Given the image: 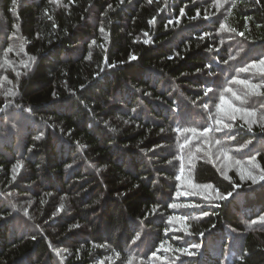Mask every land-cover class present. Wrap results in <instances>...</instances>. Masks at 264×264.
I'll use <instances>...</instances> for the list:
<instances>
[{"label": "trees", "instance_id": "obj_1", "mask_svg": "<svg viewBox=\"0 0 264 264\" xmlns=\"http://www.w3.org/2000/svg\"><path fill=\"white\" fill-rule=\"evenodd\" d=\"M67 3L16 0L13 7V0H0V90L14 91L7 97L15 101L0 111V188L11 179L12 165L22 163L16 184L8 185L22 206L9 214L12 198L0 194V264H264V227L246 229L242 221L264 213V182L233 189L203 158L194 166L195 180L232 196L184 229L173 231L168 222L179 155L191 156L201 142L175 129L213 128L211 104L233 79L248 77L240 69L264 56V7H245L256 0H229L219 9L214 0H74L68 9L61 6ZM197 10L200 18L191 19ZM221 24L235 31H220ZM16 33L22 48L6 53ZM241 48L240 57L229 59ZM89 51L92 61H85ZM37 54L29 71L21 62ZM208 87L215 96L205 94ZM254 131L260 146L249 133L218 137L256 141L242 153L260 148L264 167V133L260 126ZM41 132L44 139L36 141ZM77 140L88 147L78 150ZM229 176L240 184L236 170ZM227 228L244 233L230 259L226 246L210 251L212 241L227 238ZM137 233L141 240L133 245ZM200 243L206 250L199 252Z\"/></svg>", "mask_w": 264, "mask_h": 264}, {"label": "rangeland", "instance_id": "obj_2", "mask_svg": "<svg viewBox=\"0 0 264 264\" xmlns=\"http://www.w3.org/2000/svg\"><path fill=\"white\" fill-rule=\"evenodd\" d=\"M229 1V0H228ZM227 3H225L226 5ZM226 29H229L226 27ZM227 31V30H226ZM11 46L12 51H18L22 48L21 44V38L19 37V34H13L11 36V42L7 46V48ZM6 52V51H5ZM8 53V52H6ZM264 58V56L262 57ZM261 58V59H262ZM260 59V60H261ZM29 60V57L26 56V61ZM259 60V61H260ZM255 64V66H249L252 62H250L247 67H249V70L246 71L249 75L248 77H238L233 79L226 87L225 89L231 88V92H226L225 90L220 93L221 95L225 96V99L227 100V103L224 106V112L221 113V118L223 123H231L234 124L235 127L232 130L228 129H222L221 131H213V132H207L204 135H201V132H198V128H196L195 125H190L188 128H195L197 131L195 133L193 132H187L194 134V138H198L201 140L199 147L194 151V153L189 155H179V163H178V171H177V178H176V192H175V201L174 203L177 205L175 209L171 212L172 216H174V219L171 223V230L177 231L180 229H184L186 227V222H192L193 219H197L199 217L207 218L211 210L210 208H216L218 206V203L220 200L225 199V196H219L217 193V189L211 188L209 189L206 187L207 185L212 184H201L198 183L195 180L194 177V166L197 164V162L201 159H205L208 162L214 163L217 168L222 170L228 171V176L230 175L231 170H236L238 165L236 167L228 168L227 166L229 164H235V160H245L255 153L259 152L261 149L256 148L253 152H245L243 151L237 152L232 151L228 155H225V151L227 149H235L236 146H238L241 139V135L239 136L238 140L233 143L232 140L223 141L219 139V134L223 131H225L226 135L229 132L234 133H244L245 137L249 133L252 138L258 141L257 145L260 146V140H261V134L255 133L254 127L260 126L264 123V113H258L256 117V123L253 124V132L247 131L244 126V121L241 119H237L236 121H231L228 116L226 115L227 112H230L231 110H235V108H250L255 107L257 109L260 108V105L264 103V96L262 95H253V90L248 87V85H262L264 84V65L259 64L258 62ZM31 64V61H29ZM258 76H263V79H259ZM235 81V82H234ZM257 92L264 93V87H259L256 89ZM12 96L14 97V91H1L0 90V96ZM16 95V94H15ZM220 96L219 101H216L215 103H212L211 106L213 108L212 112L214 116L217 113L216 105L220 103ZM11 109V108H10ZM15 116V115H10ZM213 124V128L217 127V125ZM33 127L38 128L39 126L33 125ZM24 131L21 132V134H16V143L19 142L21 139V135ZM210 134V135H208ZM244 137V138H245ZM221 141L220 144H217L216 141ZM7 141L13 142V137H8ZM256 142V141H253ZM264 143V140L261 141ZM253 145V144H251ZM229 156L233 157L234 159H230ZM205 210L202 214L198 215L197 211L199 210ZM213 209V210H214ZM213 212V211H212ZM207 213V215H205ZM242 221L244 222L245 228H247V220L245 218H242ZM254 227H264V225L256 224L253 225ZM231 229L228 231V235L226 239H216L211 242L210 251L213 253H217L218 250H221L223 246L225 247L226 257L227 259L232 258L236 254L235 247L240 244L242 241L243 231L236 230L234 228H227ZM187 236V234H184ZM199 252H202L206 250L207 245L204 243L199 244ZM158 261V260H157ZM202 263L204 260L201 261ZM206 264V263H205Z\"/></svg>", "mask_w": 264, "mask_h": 264}, {"label": "clouds", "instance_id": "obj_3", "mask_svg": "<svg viewBox=\"0 0 264 264\" xmlns=\"http://www.w3.org/2000/svg\"><path fill=\"white\" fill-rule=\"evenodd\" d=\"M73 2H74V0H68L67 4H64V5H61V6L64 7L65 9H68ZM120 2L123 3V0H120ZM147 2L151 3L152 0H147ZM257 2H258V0H256V3ZM15 6H16V0H13V7H15ZM255 6H256V4H245V7H255ZM108 8L112 9V5H109ZM106 14L107 13H105V15ZM49 19H51V17H49ZM150 23H154V21H150ZM165 27H167V25H165ZM223 28H224V24H221L219 30L221 31ZM101 31L103 32L104 29L101 28ZM233 31H235V29H233ZM65 35H67V30H65ZM241 35H242V33H241ZM210 50L211 49H209V51ZM5 51L6 52L12 51L11 46L6 48ZM243 52H244V48H241L238 51H236L234 55L230 56L229 59H231V60L237 59L238 57H240L243 54ZM89 53H90V55L88 54L84 58L85 61H92L91 51H89ZM32 57H33V59L31 61L30 66H26V67H28L29 71H32V70L35 69V67L37 65V62L39 60V55L38 54L34 55ZM6 63H10V62H6ZM225 63H227V61H225ZM256 63L257 62H252L249 66L250 67L251 66H255ZM258 63L264 65V58H262ZM244 70H245V68L240 69V71H244ZM27 74L28 73H25V75H27ZM17 84H19V86H20V80L19 79H17ZM14 87H15V85H14ZM81 87H83V85ZM69 91H71V89H69ZM137 91H139V89H137ZM56 95H57V93H53V96H56ZM14 103H15V101L13 99H9V97L5 96V98H4V106L0 107V111H3L6 107L11 106ZM15 106L16 107H20L19 104H16ZM26 111L30 112L31 108L30 107L26 108ZM262 111H264V109H262ZM125 123H128V121H125ZM104 124L107 125V128H108L109 132H111V133L117 132V129L115 127H112L111 125H109L107 121H104ZM230 125H231V123H229V125H226L225 127H229ZM12 126H13V128L17 127V125L15 123H13ZM209 130H210V127L206 128L204 131H205V133H207ZM217 131H219V129ZM260 132L264 133V127H260ZM34 139L36 141L43 140L44 139V133L43 132L39 133L38 135H36L34 137ZM235 139H236L235 136L229 137V140H235ZM75 143L77 144L78 150H83V149L88 147V145L86 143H82L80 140L75 141ZM216 143L220 144L221 141L217 140ZM252 143H253V140L252 139H248L244 143H241L238 146H236L235 149L224 150L225 151V155H228L233 150L237 151V152L243 151L244 149L248 148ZM29 151H31V148H29ZM141 152H143V149H141ZM145 155H146V153H145ZM258 156H260L259 152L255 153L254 155H252L251 157H249V158H247L245 160H239V159L235 160V164L238 165L237 174L239 176L240 184H236L234 179H233V177H231V176H223L225 180H228V181H230L233 184V189L241 187L242 185H244L246 183L249 184V186H252V185H257V184H260V183L264 182V167H261L260 163L256 162ZM229 158L230 159H234L231 156H229ZM241 164H249V165L252 166L251 172H249L246 177H245L244 174H242V172L240 170ZM18 167H20L18 165V163H15V164L12 165L11 179L9 180L7 185H5L3 188H0V194H3L5 197H11L12 198V199H10L8 201L9 206H10V213L9 214H11V212L19 210V208L22 206L21 204L17 203V200H19L20 194L17 193L14 189L13 190H9L8 189V185L9 184H16V182H17V168ZM97 171H100V169H97ZM5 189H7V191H5ZM217 191H219V190L217 189ZM231 196H232V193L229 192V193L226 194V196L224 198L227 199L228 197H231ZM25 203L27 205L31 206L33 203H35V201L27 200V201H25ZM40 203L43 204L44 200L41 199ZM96 203L99 205L101 203V201L97 200ZM58 211H60V209H58ZM205 215H207V213H205ZM246 224H247V228H249V229H251L253 227V225H256V224L264 225V213H262L259 217H255L252 220L247 221ZM101 264H102V262H101Z\"/></svg>", "mask_w": 264, "mask_h": 264}, {"label": "snow or ice", "instance_id": "obj_4", "mask_svg": "<svg viewBox=\"0 0 264 264\" xmlns=\"http://www.w3.org/2000/svg\"><path fill=\"white\" fill-rule=\"evenodd\" d=\"M225 3H228V0H214V6L217 7L218 9L219 8H224ZM234 6L235 5L233 4L232 7H234ZM256 6L264 7V5H260V0H258V2L256 3ZM181 15H184L183 9H181ZM228 15H231L230 9L228 11ZM198 18H200L199 10H197L196 16L192 17L191 19L196 20ZM204 18L205 19L209 18L207 13L205 14ZM226 30L227 31H233V29H226V27L224 25V28L221 31H226ZM145 35H147V34H145ZM204 35L206 36L208 34H204ZM95 43H96L95 40L91 41L92 45H94ZM144 43L145 44L151 43V39L148 38V39L144 40ZM210 51H212V50H210ZM89 55H90V53H89ZM32 59H33V57H30L28 61H22L21 63L24 66H30L29 61H32ZM130 59L131 60H138L139 57H137L136 55H131ZM0 67H3V65H0ZM248 70H249V67H245L244 71H248ZM248 87L253 90V92H252L253 95H262V96H264V93L256 91L257 88L264 87V84H262V85H248ZM204 91H205L206 95L208 93H212L213 96L216 95V93L214 92V90L211 87L206 88ZM225 91L226 92H231L232 89L228 88V89H225ZM226 103H227V100L225 99V96L221 95L220 96V103L218 105H216L217 113H216V115L214 117V124L217 125V127L214 128L215 131H217L218 129H219V131H221L222 129L232 130L235 127L234 124H231L229 127H225L226 125H229V123H223V121H222V118H221L220 114L224 112V106H225ZM208 107H209L208 104H202V108L203 109L207 110ZM262 109H264V103H262L260 105L259 109L255 108V107L235 108V110H231L230 112H227L226 115L228 116V118L231 121H236L237 119L243 120L245 122L243 127L247 131L253 132L252 126H253V124H255L257 122L256 121V117H257L258 113H264V111H262ZM261 127H264V123L261 124ZM212 130H213V128L210 127V130L208 132H210ZM164 131H165V129H161V132H164ZM175 131H177V132H179V133H181L183 135L184 133H187V132L195 133L197 131V129H195V128H177V129H175ZM204 134H205V131L203 130L201 132V135H204ZM181 147H182V145H181ZM256 162L259 163L258 160ZM17 163L20 166L19 168H21L22 167V163L20 161H18ZM227 167L230 169L232 167H236V164H229ZM251 168H252V166L249 165V164H241V166H240V170H241L242 174L245 175V177L247 176V174L249 172H251ZM17 170H18V168H17ZM220 174L222 176H228V171L227 170H222V171H220ZM206 187H208L209 189L214 188L213 185H207ZM169 207L175 209L177 207V205L175 203H172V204L169 205ZM62 208H63V205H61V209ZM152 212L153 213L156 212V208L155 207L152 209ZM168 219H169V222H172L173 219H174V216H170ZM72 227L78 228V227H80V225L77 224V225H73ZM140 240H141L140 233H137L135 235V238L132 239V244L136 245L137 241H140ZM160 247L161 248L164 247L163 243L160 245ZM175 251L180 252L182 254L195 255V253L191 252L190 249H176ZM116 255L118 256L119 254L117 253ZM156 255L157 254L155 252H153V256H156ZM177 259H179V257H177ZM129 264H131V261L129 262Z\"/></svg>", "mask_w": 264, "mask_h": 264}]
</instances>
